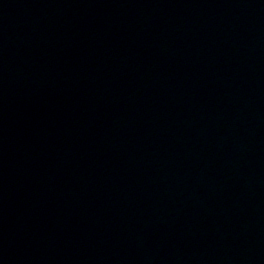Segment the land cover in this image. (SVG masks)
<instances>
[{
    "label": "water",
    "instance_id": "95a60500",
    "mask_svg": "<svg viewBox=\"0 0 264 264\" xmlns=\"http://www.w3.org/2000/svg\"><path fill=\"white\" fill-rule=\"evenodd\" d=\"M217 264H264V0H78Z\"/></svg>",
    "mask_w": 264,
    "mask_h": 264
}]
</instances>
